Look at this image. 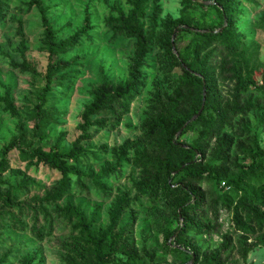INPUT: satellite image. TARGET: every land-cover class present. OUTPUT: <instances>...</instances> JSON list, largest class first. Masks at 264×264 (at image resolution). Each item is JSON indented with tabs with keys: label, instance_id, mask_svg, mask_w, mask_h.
Here are the masks:
<instances>
[{
	"label": "rangeland",
	"instance_id": "1",
	"mask_svg": "<svg viewBox=\"0 0 264 264\" xmlns=\"http://www.w3.org/2000/svg\"><path fill=\"white\" fill-rule=\"evenodd\" d=\"M31 1H1L0 160L4 148L13 139H24L26 143L32 140L35 94L45 86L53 60L83 57V63L72 73V81L64 87L57 86L56 93L49 98L48 112L54 114V121L46 130L49 137L42 142L36 139L37 146L47 150L59 145L62 151H71L83 133V114L93 102L92 92L104 77L114 87L134 81L137 89L124 107L114 105L111 111L96 118L105 127L91 129L92 137L82 142L88 153L69 161L82 172L118 169V177L107 179L105 195L96 191L82 194L74 187L58 195L62 182L58 171L23 161L18 150L11 151V166L0 175L3 182L0 185V264H94L90 243L83 239L76 219L66 216L69 206L85 213L92 230L108 234L104 264H181L168 248L167 236L178 226V207L184 197L168 196L161 187L156 190V186L144 194L141 188L150 170L142 155L157 150L153 145L155 137L148 127L156 96L171 93L177 86L178 70L167 56L170 33L176 31L185 15L217 26L216 10L198 9L186 0H151L141 41L117 33L116 20L132 10L134 0H40L51 8L48 18L57 32V42L74 36L87 26V19L92 30L75 48L53 58L47 50L43 20L35 7L29 6ZM228 1L235 12L239 10L235 28L247 38L244 47L249 51L246 55H234L216 44L200 54L204 71L213 84L211 98L218 105L221 125L208 153L200 160L199 169L221 166L229 157L223 169L226 178L217 188L218 195L212 198L213 202L224 194L243 196L227 181L237 176L243 166L248 168L253 164L255 134H259V146L264 150V93L240 92L233 73L235 64L246 61L253 71V79L260 85L263 82L264 0ZM182 38L188 43L195 37L184 33ZM175 39L176 36L171 41L174 43ZM139 74L140 80H137L135 76ZM248 106L254 109L244 112ZM192 136H182L180 142L189 143ZM222 142L228 144L229 152L220 158ZM260 174L261 169L247 179L248 190L256 193L261 190ZM20 188L25 189L19 193L16 205L9 206L7 195ZM213 188L203 180L201 189L206 196L211 197ZM120 202L123 211L115 224L112 214ZM258 207L261 214V205ZM35 213L40 220L39 230L35 229ZM252 220L255 231L245 234L235 223L233 208L214 205L209 215V232L189 237L193 246L200 249L198 264L208 261L219 250L224 252V264H264V228L261 229L258 220ZM243 221H247L245 216Z\"/></svg>",
	"mask_w": 264,
	"mask_h": 264
},
{
	"label": "trees",
	"instance_id": "2",
	"mask_svg": "<svg viewBox=\"0 0 264 264\" xmlns=\"http://www.w3.org/2000/svg\"><path fill=\"white\" fill-rule=\"evenodd\" d=\"M150 1L134 0L131 3L132 10L128 14L122 13L120 18L116 20V24L119 26L118 35L126 34L129 37L144 40V21L147 17ZM202 1L211 2V5L206 6L195 0H186L190 5L196 4L198 9L204 10L210 7L216 10L219 23L217 26H211L205 19H196L190 15H185L176 26V31L173 30L170 33L171 38L167 46V56L178 70L177 86L174 87L171 93L163 92L156 96L154 114L148 122V127L150 134L155 137L153 145L157 150L142 155V159H145L147 161L146 165L149 166L147 169L150 170L149 178H145V182L142 184V192L146 194L153 186H156V190L161 187L169 194L168 196L179 194L184 197L178 207V226L167 236V246L173 254L178 256L181 264H198L200 249L198 250L193 246V242L189 237L197 234L204 235V233L209 232L211 226L209 215L214 205L222 206L224 209L233 208L235 223L245 234L255 231V228L251 227L252 218L259 221L261 229L264 228V150L259 146V134L254 135L256 149L253 150V164H250L248 168L243 166L237 176L230 177L227 181L229 186L243 194L240 198L239 195L229 197L224 194L225 196H218L219 198L215 202L212 200L215 195H218L217 188L226 178V172H223V169L229 157L224 160L225 162L221 166L199 169V162L208 153L213 136L218 133V127L221 125L218 105L211 98L213 84L210 83L208 75L204 71L205 63L202 62L200 54L208 51L216 44H219L223 51L234 55L238 53L246 55L249 51L248 48L244 47L247 38L235 28L239 10L235 12L228 0ZM29 6L35 7L41 15L45 28L47 50L53 58L65 55L79 45L84 38L89 37L90 31H92L88 27L89 19H87V26H84L74 36L57 42V32L48 18V12L51 8L44 6L40 0H32ZM184 33L194 34L195 38L186 43L182 38ZM174 35L176 39L173 43L171 39ZM81 58L83 59L82 56H76L70 61L53 60L49 65L46 84L35 94V104L32 110V118L35 121L34 136L28 143L24 139H13L4 148L0 160V175L5 173L11 166L9 158L11 151L18 150L23 161H32L35 165H46L62 175V182L57 191L58 195H61L69 187H74L82 194L91 191L103 195L107 193V179L118 177V169L103 170L98 173L82 172L72 167L69 161L78 160L88 153L82 142L92 137L93 130L91 129L96 128L99 130L105 127L103 122L96 120V118L111 111L114 105L124 107L125 104H128L135 93V89H137L136 82L120 83L114 87L111 81L106 77L103 78L102 84L92 92L93 102L87 106L83 114L85 122L82 126L83 133L73 144L70 152L62 151L59 145L52 146L48 150L43 146H37L39 142L49 137V132H46V130L54 121V114L48 112L49 98L56 93L57 86L64 87L65 84L72 81V73L83 63ZM233 69L240 92L255 90L264 93V73L263 82L260 85L253 79V71L246 61L235 64ZM140 75L135 76V78L138 80ZM205 86L206 101L204 110L197 120L192 121V118L200 112L204 104ZM249 109L254 108L248 106L243 111L246 112ZM199 125H202L203 129L198 128ZM183 128V133L177 138L178 133ZM187 134L193 135L191 142L181 143V137ZM36 139L39 142H36ZM219 150L220 158H223L229 152L228 144L222 142L219 145ZM259 169H261V190L256 193L248 190L245 183L252 173ZM204 179L214 186L211 197L202 192L201 186ZM72 180L74 181L73 184ZM2 183L0 178V185ZM24 189H14L11 194H8L7 204L11 207L15 206V201L19 199V193L23 192ZM11 200H13V203L10 202ZM121 202L115 207L112 214L115 224H117L118 217L123 211ZM258 205H261V214ZM68 209L66 216L71 217L70 219H76V227L79 228L83 239L87 241L86 243L91 245L94 264H104L105 242L108 240V234H99L97 230H92L90 224L86 222L85 213L80 209L72 206H69ZM244 216L247 221H243ZM15 218L17 219V217ZM34 219L37 221L35 229L39 230L40 220L36 213ZM173 238L175 239L170 243ZM251 249V247L247 248L246 253L250 252ZM223 254L222 250L216 251L203 264H224L222 262ZM243 258H246V255Z\"/></svg>",
	"mask_w": 264,
	"mask_h": 264
},
{
	"label": "water",
	"instance_id": "3",
	"mask_svg": "<svg viewBox=\"0 0 264 264\" xmlns=\"http://www.w3.org/2000/svg\"><path fill=\"white\" fill-rule=\"evenodd\" d=\"M195 1L198 2V3H201V4H207V5L211 4V2H205V1H202V0H195ZM174 37H175V36H174ZM173 39H174V38H173ZM205 101H206V86H205V88H204V104H203V106H202L200 112H199L196 116H194V117L192 118V121L197 120V119L201 116V114H202V112H203V110H204ZM185 127H186V126H185ZM185 127H184V128H185ZM184 128L178 133L177 138H179V137L181 136V134L183 133ZM181 146H184V145H181Z\"/></svg>",
	"mask_w": 264,
	"mask_h": 264
}]
</instances>
